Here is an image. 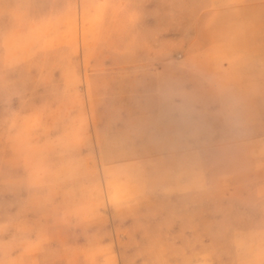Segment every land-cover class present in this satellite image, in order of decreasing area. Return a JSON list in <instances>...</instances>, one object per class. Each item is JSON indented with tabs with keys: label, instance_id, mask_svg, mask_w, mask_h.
<instances>
[{
	"label": "rangeland",
	"instance_id": "rangeland-1",
	"mask_svg": "<svg viewBox=\"0 0 264 264\" xmlns=\"http://www.w3.org/2000/svg\"><path fill=\"white\" fill-rule=\"evenodd\" d=\"M0 264H264V0H0Z\"/></svg>",
	"mask_w": 264,
	"mask_h": 264
}]
</instances>
